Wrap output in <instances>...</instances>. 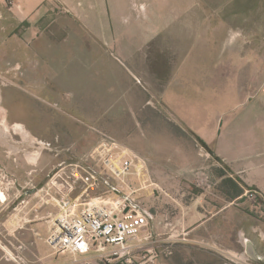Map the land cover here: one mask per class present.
Wrapping results in <instances>:
<instances>
[{
	"label": "rangeland",
	"instance_id": "obj_1",
	"mask_svg": "<svg viewBox=\"0 0 264 264\" xmlns=\"http://www.w3.org/2000/svg\"><path fill=\"white\" fill-rule=\"evenodd\" d=\"M114 6L115 9L128 11L126 15L114 18V27L124 28L129 34L126 33L128 37L119 44V49L105 51V55L100 52L99 58L113 57L120 62L119 54H124L123 58H129L138 65L147 51L153 53L152 42H146L142 36L141 39L137 36L142 27L154 29L169 25L170 30L178 27L179 44L183 42L193 48L188 52H192L194 65L188 67L191 73L187 72L186 77L187 81L195 85V96L192 99H170L176 109L163 97L141 98L142 85L148 89L149 87L140 73L139 76H128L118 72V66L115 64L113 74L109 73L104 78L102 75V79L97 83L101 87L98 91L100 96L83 99L85 101L81 102V114L73 111L74 104L71 102L62 109L57 99L30 98L29 96L36 92L27 85L24 75L27 70L36 74L41 68L37 64L38 61L34 59L33 71L27 64L30 61L13 63L5 54V63L0 65V166L9 174L25 171L26 177L21 179L20 183L24 185L33 180L35 185L41 187L58 168L80 160L82 154L92 149L102 134L107 133L144 154L149 159L151 176L152 170L177 171L179 173L172 179L174 185L186 186L189 182L190 188L196 192L206 193L209 201H230L227 189L230 182L226 179L219 180L218 169L224 171V168L217 164L216 155L197 137L212 148L218 146V150L230 159L244 153L249 154L254 164V168L248 171L249 174L258 179L264 177V140L256 141L254 137L258 134L264 137V109L247 104L250 99L247 96L255 95L260 89H264V0H122L114 2ZM145 11L150 16L143 18L141 15ZM157 11L162 13L161 18L156 16ZM72 24L69 16L60 19L59 25L50 24V32L56 26L60 27V32L56 34L62 39L59 41L61 43L53 44L57 45V50H50V56L67 60L72 52L77 50L78 45L72 41V33L68 32ZM141 35L149 37L155 34L150 35L142 31ZM5 51L7 52V49ZM181 53V50L177 51L174 57H181ZM202 58H208L209 62L203 63ZM177 70V78L183 81L185 75L181 74L180 66ZM36 78L39 77L36 75ZM206 79H210V91L203 92L201 83L206 82ZM251 79L253 83L250 88ZM69 92L71 95L67 96L69 98L66 100L71 101L72 89H69ZM111 93L127 96L110 97ZM4 119L9 126L8 132H5ZM26 120L36 128L28 129L24 124ZM157 124L161 125L162 129L166 128L169 133L163 132L161 136H155L156 144L141 145V128L145 130L151 128V125L156 128ZM17 125L24 126L27 135L15 129ZM35 137L51 144L49 149L45 147L40 157L41 145L30 147ZM35 154L39 159L37 157L36 161H32V155ZM203 160L208 163L206 165L214 175L215 187L210 192L197 187L192 178L190 182L181 174L192 166L200 165L198 162ZM93 167L99 168L96 165ZM225 168L230 170L227 166ZM153 180L152 177L146 178L147 183ZM128 182L136 190L132 196L133 202L141 207V171L130 175ZM262 183L264 189V178ZM18 184L17 182V186ZM117 186L118 183L114 180L103 182L98 188H94L92 194L119 197L122 192ZM153 187L154 185L150 187L151 197L154 194ZM247 189L259 192L256 202L244 195ZM0 190L2 191L1 188ZM26 190L34 194V190L29 187ZM29 194L25 196L29 206L36 207L33 217L38 215L40 221H47L52 218L51 214L55 216L56 209L44 211L45 206L42 209L39 207L38 198ZM241 196L243 197L237 199L236 203H239L255 221H264V192L243 184ZM16 201L14 203L7 200L8 211H4L6 220L15 218L17 212L14 207L20 200ZM161 237L162 240L158 243L145 242L136 253L133 264L140 261H146L145 264H207V252L204 251L209 250L206 248L207 242L176 250L175 243L168 240L166 234L155 236L159 240ZM19 242L0 233V264H18L14 259H7L10 258L7 252L15 253ZM149 250L159 251L160 257L152 258L153 253ZM90 256H94V253ZM29 258L32 261L30 264H45L35 256L28 257L27 260ZM71 260L70 255L53 256V264H70ZM92 264L128 263L94 258Z\"/></svg>",
	"mask_w": 264,
	"mask_h": 264
},
{
	"label": "crops",
	"instance_id": "obj_2",
	"mask_svg": "<svg viewBox=\"0 0 264 264\" xmlns=\"http://www.w3.org/2000/svg\"><path fill=\"white\" fill-rule=\"evenodd\" d=\"M7 1H9L8 5ZM121 1L0 0V65L5 63V54L13 63L30 61L27 64L33 71L34 61H38L40 70H37L36 74L29 73L27 70L24 75L27 85L36 92L29 97L57 99L62 109L68 105V102H71L74 104L73 111L83 114L80 111L81 102L85 101L83 99L100 96L98 91L101 87L97 83L102 79L100 78L102 75H104L103 78L109 73L112 75L113 66L116 64L119 69L118 72L128 74V76H136L140 73L143 81L149 87L148 89L142 85L141 98L163 97L176 109L170 99H192L195 96L193 93L195 85L187 81L186 77L187 72L191 73V69L188 67L194 65L192 52H188L192 51L193 48L192 45L189 47L183 42L179 44L178 27L172 30L169 29L171 28L169 25L152 27L154 29L142 27L137 36L140 39L142 36L146 42H152L153 53L147 51L138 65L129 58H123L124 54L123 56L119 54L121 63L114 60L113 57L99 58L100 52L105 55V51L119 49V44L128 37L127 34L129 33L124 28L114 27V18H120L128 13L122 9H115L114 2ZM67 3L72 5H67ZM161 14L156 12V16L159 18H161ZM66 16L72 20L73 24L70 25L68 32L72 33V41L78 45V48L72 52V57L69 56V59L63 60L56 56H50V50H57V45L53 46V44L61 43L59 41L62 39L56 34L60 32V27L56 26L50 32L49 26L52 23L59 25L60 19L66 18ZM148 16L150 14L147 11L141 15L143 18ZM142 31L155 35L147 37L141 35ZM179 50L182 51L181 57H174ZM202 62L208 63L209 59L202 58ZM178 66H180L181 74L185 75L183 81L177 78ZM36 75L39 78H36ZM206 80V82L201 83L203 92L210 91V79ZM251 83H253L252 79L249 82L250 88L252 87ZM69 89H72L71 101L66 100L69 98L67 96L71 95ZM124 96L127 95L110 94V97ZM247 98H250L247 103L249 106L264 109V89H260L255 95H249ZM142 108L143 106L141 111ZM24 124L30 130L36 128L30 124L29 120H26ZM157 126L159 128H154L152 125L151 128L145 130L141 128V145L156 144L155 136H161L163 132L169 133L165 130L166 128H160L161 125L157 124ZM254 137L256 141L264 140V137L262 138L259 134L254 135ZM209 147L212 148V146ZM212 149L214 150L213 154L216 155L217 164L222 166L226 173L223 174V169H218L220 171L219 180L229 177L237 183V186L231 183L228 185L227 189L231 200L228 202L209 201L206 193L196 192L192 187L190 188L189 182L186 186L174 185L175 182L172 179L179 172L172 169H159L154 172L152 170L153 176L150 175V172L141 175V211L151 216L147 230L153 233L155 237L165 234L168 236L173 232L167 226L168 222H171L174 226L173 229L177 230L175 234L183 228L185 239L176 240L175 249L207 242L206 248L209 250H204L207 252L205 256V260H208L207 264H240L234 260L235 255H239L242 261H246L247 264H260L261 260L258 254L264 247V221L257 222L249 217V214L239 203H236V200L242 197L243 193L240 194L239 191L240 188H243V184L248 187L259 188L260 191L264 192L262 188L264 177L258 179L249 174L248 171L254 168L249 154L244 153L230 159L229 156L223 155L218 150V146ZM198 164L200 165L192 166L189 170L206 166L209 171H212L206 165L208 163L205 160L198 162ZM225 166L230 170H227ZM187 171L181 174L191 182L192 175ZM21 172L22 170L18 173L10 172V175L19 184H21V179L26 177L25 171ZM151 177L154 179L153 182L147 183L146 178L150 179ZM153 185L154 194L151 197L150 187ZM28 193L34 196L32 191L25 190L22 198ZM0 200L2 202L0 203V233L7 238L10 237L13 241L28 242L30 246L25 251L26 258L35 256L40 258L41 262L44 261L45 264H53V256L56 255L46 243L50 229L48 220L40 221L38 215L33 217V210L36 207L29 206V204L26 207H21L19 213L15 214V218L6 220L4 211H8L9 204H7L4 193ZM40 208L42 209V207ZM50 209L57 210V207L51 204L45 205L44 211ZM250 244L254 250L252 256L247 254ZM31 262L30 260L28 263Z\"/></svg>",
	"mask_w": 264,
	"mask_h": 264
},
{
	"label": "built area",
	"instance_id": "obj_3",
	"mask_svg": "<svg viewBox=\"0 0 264 264\" xmlns=\"http://www.w3.org/2000/svg\"><path fill=\"white\" fill-rule=\"evenodd\" d=\"M46 144L47 142L35 137L30 147L41 145L40 157L44 149H49L51 145ZM140 171L141 175L149 173V159L112 135L103 133L96 145L83 153L80 160L62 165L41 187L35 185L33 180L17 186L15 178L0 166V188L6 201L15 203L20 200L14 207L17 214L21 207H26L29 203L25 197L22 198L28 187L34 190L39 207L49 204L57 207L55 216L51 214L52 218L48 220L50 229L46 243L52 248L53 254L70 255V264H92L94 258L133 264L136 253L145 242L160 241L147 230L151 216L141 211V207L133 202L132 196L136 190L128 182V177ZM187 172L192 175L197 187L206 192L214 189L213 174L206 166ZM113 180L118 183L121 196L92 194L94 188H98L101 183ZM244 195L251 201L259 199L257 190L247 189ZM167 226L173 231L168 235V240L175 243L178 239H185L183 228L175 234L177 230L173 229L172 223L168 222ZM29 246L28 242L20 241L13 253L14 257L9 255L10 258L7 259H14L18 264H29L25 255ZM149 251L153 253L152 258L160 257L159 251ZM93 253L94 256H90ZM234 260L247 264L239 255H235ZM145 262L140 261L138 264Z\"/></svg>",
	"mask_w": 264,
	"mask_h": 264
},
{
	"label": "bare ground",
	"instance_id": "obj_4",
	"mask_svg": "<svg viewBox=\"0 0 264 264\" xmlns=\"http://www.w3.org/2000/svg\"><path fill=\"white\" fill-rule=\"evenodd\" d=\"M2 110V109H1ZM3 122H4V128H5V132L7 131H9V126L6 124V121H5V119L3 120ZM15 129H17V130H20V131H22L23 132V134H25V135H27V131L24 129V126H22V125H17V128H15ZM31 157V156H30ZM32 161H36L37 160V155L35 154V155H32V159H31ZM10 256H11V258H13L14 257V254L13 253H11V252H9L8 253Z\"/></svg>",
	"mask_w": 264,
	"mask_h": 264
},
{
	"label": "trees",
	"instance_id": "obj_5",
	"mask_svg": "<svg viewBox=\"0 0 264 264\" xmlns=\"http://www.w3.org/2000/svg\"><path fill=\"white\" fill-rule=\"evenodd\" d=\"M197 139L207 148V149H209L210 151H212V152H214V150L212 149V148H210L208 145H207V143L203 140V139H201L200 137H197ZM222 173L223 174H226L225 173V170L223 171L222 170ZM228 182H230L231 184H233V185H236L237 186V183L235 182V181H233V179L232 178H229V177H226L225 178ZM240 194L241 193H243V188H240Z\"/></svg>",
	"mask_w": 264,
	"mask_h": 264
},
{
	"label": "water",
	"instance_id": "obj_6",
	"mask_svg": "<svg viewBox=\"0 0 264 264\" xmlns=\"http://www.w3.org/2000/svg\"><path fill=\"white\" fill-rule=\"evenodd\" d=\"M209 150V149H208ZM212 152V151H211ZM0 197L3 198V192L0 190ZM254 253L253 246L250 244L247 249V254L251 255Z\"/></svg>",
	"mask_w": 264,
	"mask_h": 264
},
{
	"label": "flooded vegetation",
	"instance_id": "obj_7",
	"mask_svg": "<svg viewBox=\"0 0 264 264\" xmlns=\"http://www.w3.org/2000/svg\"><path fill=\"white\" fill-rule=\"evenodd\" d=\"M259 259L261 260V262H259L260 264H264V247L262 248V251L258 254Z\"/></svg>",
	"mask_w": 264,
	"mask_h": 264
}]
</instances>
